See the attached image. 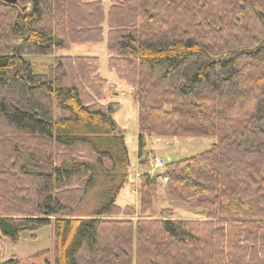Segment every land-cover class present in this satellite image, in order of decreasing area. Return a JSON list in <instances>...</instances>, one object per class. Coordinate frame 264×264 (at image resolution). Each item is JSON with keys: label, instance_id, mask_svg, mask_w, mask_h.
I'll list each match as a JSON object with an SVG mask.
<instances>
[{"label": "trees", "instance_id": "trees-1", "mask_svg": "<svg viewBox=\"0 0 264 264\" xmlns=\"http://www.w3.org/2000/svg\"><path fill=\"white\" fill-rule=\"evenodd\" d=\"M104 1L0 0V239L50 226L52 249L35 255L48 264H264V0ZM104 27L108 69L137 106L138 163L153 137L214 140L143 175L138 208L116 205L129 159L99 59L63 55ZM37 56L52 57L45 71ZM161 174L200 217L143 218ZM101 176L120 180L101 207L65 215Z\"/></svg>", "mask_w": 264, "mask_h": 264}, {"label": "rangeland", "instance_id": "rangeland-1", "mask_svg": "<svg viewBox=\"0 0 264 264\" xmlns=\"http://www.w3.org/2000/svg\"><path fill=\"white\" fill-rule=\"evenodd\" d=\"M103 5L105 10H107L110 5V0H105ZM103 34L104 40L102 43L75 44L71 46L68 52L63 53V55L89 56L99 59V75L108 82V88L105 94L107 101L119 103V109L113 114V119L123 131L124 144L129 159L127 180L116 197V205L120 207L132 205L138 208L140 202V179L142 176L146 174L152 178L164 172V170L154 168L152 156L161 158L166 164L180 161L210 149L214 140L210 138L153 137L149 146V149L153 153L148 157V162H146L145 166L140 165L136 153L137 106L128 93V88L130 87L124 82L119 81L116 75L108 69L106 27H104ZM31 61L34 64V70L41 72L45 71L46 66L52 62V57L37 56L32 57ZM262 126L264 128V121ZM22 158L21 163L26 170L39 171L46 174L52 170L50 167H35L26 156ZM118 182H120L119 178L114 182L110 181V177L101 176L94 178L92 185L89 186L81 201L78 204L76 203L77 205L73 204V209L71 211H65V215L73 218L91 217L101 207L104 200L108 198L105 190L113 184H119ZM156 182L157 186L154 190L151 204L144 212L145 216L143 218L156 219L159 216V212L163 209L171 210L175 218H198L201 216L199 213L204 212L202 209L194 210L181 203L171 201L167 195L166 184H161L158 180ZM34 235L35 237H31L27 232L22 233L15 244L8 239H0V261L4 262L11 258H16L21 264H48L47 262H51L52 254L50 252L40 255L39 258H35V255L44 250L52 249V228L50 226H43L35 231ZM83 259L84 257H82Z\"/></svg>", "mask_w": 264, "mask_h": 264}, {"label": "built area", "instance_id": "built-area-1", "mask_svg": "<svg viewBox=\"0 0 264 264\" xmlns=\"http://www.w3.org/2000/svg\"><path fill=\"white\" fill-rule=\"evenodd\" d=\"M152 164L155 169H161V170H164L166 166V163L161 158L158 157H154L152 159ZM157 180L161 184H166L168 182V177L165 174H161L157 177Z\"/></svg>", "mask_w": 264, "mask_h": 264}, {"label": "water", "instance_id": "water-1", "mask_svg": "<svg viewBox=\"0 0 264 264\" xmlns=\"http://www.w3.org/2000/svg\"><path fill=\"white\" fill-rule=\"evenodd\" d=\"M2 1L5 3H8V4H16L17 3V0H2ZM261 16L264 19V15L261 14Z\"/></svg>", "mask_w": 264, "mask_h": 264}, {"label": "crops", "instance_id": "crops-1", "mask_svg": "<svg viewBox=\"0 0 264 264\" xmlns=\"http://www.w3.org/2000/svg\"><path fill=\"white\" fill-rule=\"evenodd\" d=\"M128 93H129V94L131 93V89H130V88H128Z\"/></svg>", "mask_w": 264, "mask_h": 264}]
</instances>
